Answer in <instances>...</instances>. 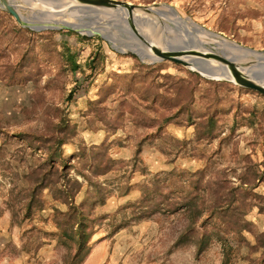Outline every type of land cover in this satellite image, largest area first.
<instances>
[{"label":"rangeland","instance_id":"374dc122","mask_svg":"<svg viewBox=\"0 0 264 264\" xmlns=\"http://www.w3.org/2000/svg\"><path fill=\"white\" fill-rule=\"evenodd\" d=\"M10 1L33 20L49 16L42 3L78 4ZM119 1L173 9L209 33L201 44L213 51L222 42L264 53V0ZM160 19L178 29L139 23L148 42L167 41L168 30L195 41L192 28ZM106 35L110 40L77 29L35 30L0 5V264L74 263L73 249L58 242L54 212L23 206L24 175L59 137L57 165L83 184L75 204L90 236L80 264H222L224 247L227 264H264V94L168 59H141L123 47L141 42L134 33ZM224 53L242 65L257 62L256 55ZM259 74L264 80V66ZM144 184L157 189L148 196L165 210L115 229L119 210L143 199ZM176 195H194L204 209L198 234L185 239L189 216L171 210ZM43 198L51 204L46 190ZM203 232L208 245L196 252Z\"/></svg>","mask_w":264,"mask_h":264},{"label":"trees","instance_id":"16d2710c","mask_svg":"<svg viewBox=\"0 0 264 264\" xmlns=\"http://www.w3.org/2000/svg\"><path fill=\"white\" fill-rule=\"evenodd\" d=\"M72 94L70 91L67 98H71ZM63 142L64 137L56 138L55 141L51 142L45 151L47 154L46 158L39 161L35 169L24 175V180L28 184L29 197L23 206L27 213L33 209L37 211L50 209L54 212L56 228L59 231L58 242L64 245L67 252L73 249V264H80L84 256L89 252V247L86 248L85 244L87 238L90 236V232L85 229L87 225L82 208L75 204V198L83 184L77 178L71 177L65 164L61 166L57 165V162L61 159V145ZM92 173L97 174L94 169ZM81 176L86 181H89V175L86 173H82ZM146 186L144 184L141 188L143 194L141 201L136 204L124 206L119 210L118 215H120V219L119 221L115 219L117 222L115 229L127 224L129 218L138 219L140 217H148L153 212L165 210L161 206V201L156 202L155 198L150 199L148 196L149 193H153L157 189L147 191L148 186ZM153 187L155 188L157 185H153ZM45 190L49 196L50 205H46V199L43 198V192ZM171 205L173 206L172 211L175 212L180 208H184L189 216L188 222L180 234V239H185L189 235L198 234L196 232L197 220L202 216L204 209L199 207L194 195L182 197L181 199L177 196L172 199ZM209 235L210 233L203 232L194 241L196 252L202 251L208 245ZM227 262L228 254L225 252L224 247L222 264H227Z\"/></svg>","mask_w":264,"mask_h":264},{"label":"bare ground","instance_id":"6f19581e","mask_svg":"<svg viewBox=\"0 0 264 264\" xmlns=\"http://www.w3.org/2000/svg\"><path fill=\"white\" fill-rule=\"evenodd\" d=\"M71 1V2H70ZM68 1L69 3H74L73 0ZM48 3V2H47ZM68 5V4H67ZM63 6V7H58V8H53V6L50 5H45L42 3L43 8L47 9L50 8V14L47 17H44L40 14L41 16L40 20L44 21H53L56 20L60 23H66V24H77L81 27L82 32H89V31H98V30H103V33H107L109 30L114 31V32H120L124 31L129 34H136L138 38L141 40V42L145 43V41L150 39V34L146 33L140 25L142 23H157L159 24L158 26L163 27L164 29H169V28H174L172 25L168 23H161L162 20L160 19V15H167L171 19V21L175 24L186 28V29H195L198 33H195L194 40L195 41H189V39L176 31L173 30H168V37L166 38L167 41H162V42H157V41H150L151 45H156L158 48L162 49H168L174 51L178 56H180L182 59H184L187 62H190L194 66L200 68L202 71L209 75H225L228 77L233 78L234 73L230 70V72L225 71L221 65L223 66L224 63L220 61L216 56H215V51L204 47V45L201 44L202 39H208L210 37L209 33L199 27L198 25H195L191 21H187L185 18L183 19L176 11L173 9H170L167 6H160L157 7H150V9L146 10H141V9H134L132 11H127V10H121V9H112L109 7H106L104 9L103 7L100 8H85L82 10H79L77 7H74L75 9L68 10V7L72 4H69L68 6ZM46 11V10H45ZM158 12V13H157ZM71 16H68V15ZM120 14V16H118ZM112 23V26H106L105 24ZM151 32V31H150ZM214 35H217L213 32H211ZM141 35V36H139ZM110 37V36H109ZM196 38V39H195ZM191 40V39H190ZM227 41H230L228 39H224ZM122 42V41H121ZM162 43L165 45V47H161L162 45L159 44ZM236 43V42H235ZM126 47V46H125ZM124 47V48H125ZM130 49L134 50L137 52L142 58L149 56H154L152 53V50L150 47L146 50V52L142 53L136 49L135 46H129ZM218 50H221L224 58L227 59L228 61H231L232 63L236 65H242V61H239L236 59L234 56H226L224 52L229 51L230 53H235V54H241L246 57V60L250 58L251 55H256V56H261L264 57V53L262 52H253L249 51L248 49H245L243 46L239 44H233V45H227L222 42H217V47ZM174 49H178L182 51L181 53H178ZM187 53V54H184ZM207 55V58H210V56H214V60L212 62H209L207 58H205ZM255 58V56H254ZM217 59V60H216ZM226 66V65H224ZM243 68H239L241 71H243L246 75H248L250 78L256 77V74L261 71L260 67H257L256 65L250 64V65H242Z\"/></svg>","mask_w":264,"mask_h":264},{"label":"water","instance_id":"95a60500","mask_svg":"<svg viewBox=\"0 0 264 264\" xmlns=\"http://www.w3.org/2000/svg\"><path fill=\"white\" fill-rule=\"evenodd\" d=\"M76 1H78V4L76 6L79 10H82L85 8L91 9V8L109 7V8H113V9H121V10L125 9L127 11H132L134 9L146 10V9H150V7H154V6H145V5H138V4L136 5V4H132L129 2H124V1H119V0H76ZM0 5L6 11H8L19 23H21L22 25H24L26 27L35 29V30L48 29V28H50V29L66 28V29H77L79 31H82L81 27L77 24L60 23L56 20H53L50 22L42 21L39 19L33 20L30 17H27V16L25 17L24 15H20V13L15 8V4L12 3L10 0H0ZM192 23H194V22H192ZM194 24L197 25L196 23H194ZM173 27L177 28L176 26H173ZM103 32H104L103 30H98V31L95 30V31H89L86 33L87 34H99V35L110 40V38ZM187 34H195V29H192L191 31H187ZM133 44L136 47V49L142 53L146 52L148 47L151 48V50L153 52L152 54L154 56L148 55L146 58H142L137 52H135L134 50L129 48L130 45L123 44V47L126 46L125 47L126 49H128L131 53L137 54L141 59H149L151 61L168 59V60L177 62L179 64H182V65H184V66H186V67H188L194 71H197L198 73L204 75L205 77L215 78V79H222V78L230 79V80H232V81H234V82H236L242 86L254 89V90L264 94V80L262 77H260V74H259L260 71L256 74V77L250 78L243 71H241L236 64L225 59L221 50H218V49L216 50L214 48V51L216 52L215 56L220 61H222L234 73L233 78L225 76V75H209V74L205 73L204 71H202L200 68L191 64L190 62H187L184 59H182L174 51L168 50V49L158 48L156 45H151L150 42H148V41H145V43L139 42V41H134ZM214 47H215V45H214ZM244 48L248 49L249 51L256 52V53L261 52V51L254 50V49L249 48V47H244ZM117 49L123 51V48H117ZM174 50L177 51L178 53L182 52L178 49H174ZM184 54H187V53L184 52ZM255 58H256L257 62H255L253 65H256L257 67L262 68L264 66V57L255 56Z\"/></svg>","mask_w":264,"mask_h":264},{"label":"crops","instance_id":"0c3cea01","mask_svg":"<svg viewBox=\"0 0 264 264\" xmlns=\"http://www.w3.org/2000/svg\"><path fill=\"white\" fill-rule=\"evenodd\" d=\"M91 260V259H90Z\"/></svg>","mask_w":264,"mask_h":264}]
</instances>
